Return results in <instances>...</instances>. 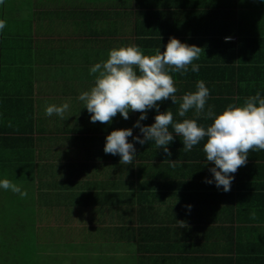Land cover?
Instances as JSON below:
<instances>
[{
	"label": "crops",
	"instance_id": "0c3cea01",
	"mask_svg": "<svg viewBox=\"0 0 264 264\" xmlns=\"http://www.w3.org/2000/svg\"><path fill=\"white\" fill-rule=\"evenodd\" d=\"M206 1L0 4V20L7 22L0 32V180L28 193L22 198L0 188L2 233L20 235L24 228L27 235L21 249L14 242L11 251L29 246L54 253L44 264H57L56 253L68 259L58 264H264V151L249 152L228 192L204 182L214 166L203 151L207 138L185 152L173 132L168 157L154 141L141 145L129 137L136 156L120 164L119 155L104 152L106 136L132 128L143 138L133 128L140 113L92 123L78 99L94 84L91 67L110 49L135 44L154 54L150 50L163 51L170 37L204 50L194 61L199 72L191 66L183 75L170 72L177 102L158 103L174 121L183 119L180 98L195 91L198 80L210 90L206 109L214 106L217 114L257 92L264 97V0ZM65 102L63 118L45 115L46 105ZM155 115L149 110L140 123L153 124ZM186 116L193 118L194 110ZM165 159L182 164L171 167Z\"/></svg>",
	"mask_w": 264,
	"mask_h": 264
},
{
	"label": "clouds",
	"instance_id": "9594fccd",
	"mask_svg": "<svg viewBox=\"0 0 264 264\" xmlns=\"http://www.w3.org/2000/svg\"><path fill=\"white\" fill-rule=\"evenodd\" d=\"M4 0H0L3 4ZM6 20H0V32L6 27ZM226 42L231 37L225 38ZM203 49L196 45L182 43L175 37H170L164 50L157 47L146 55L144 50L135 44L114 47L109 50L105 61L96 63L90 69L94 75V84L89 90L83 91L78 99L91 114V122L110 124L119 113L123 119H129V113L138 112L140 116L133 125L139 128L140 135L133 136L132 128L116 129L106 136L104 152L120 156V164H132L136 156L135 143L144 145L154 141L158 148H163L168 157L172 155L168 145L173 142V132L182 138L183 151L190 152L194 146L206 139L203 151L207 162L214 164L209 169L212 179L205 178V183H215L223 191L231 190L234 179L232 174L238 168L245 166L250 151H264V97L257 92L247 97L242 105L229 104L219 114L206 103L210 90L203 80H198L196 90L185 93L180 99L178 115L183 118L174 121L173 112L160 111L159 103L169 98L173 104L177 102L175 81L170 72L187 73L189 66L192 72H199L200 65L194 61L200 58ZM204 51V50H203ZM69 103L61 105L50 104L45 107V115L53 114L64 117L69 110ZM155 109V122L142 125L147 119V112ZM194 110V117L186 114ZM204 118L211 120L208 126L198 124ZM170 126L172 131H170ZM171 167L182 164V161L165 159ZM0 188L27 197L26 190L9 179L0 180ZM188 209L191 205L186 206ZM257 218L255 209L250 211V219ZM183 222V221H180Z\"/></svg>",
	"mask_w": 264,
	"mask_h": 264
},
{
	"label": "rangeland",
	"instance_id": "374dc122",
	"mask_svg": "<svg viewBox=\"0 0 264 264\" xmlns=\"http://www.w3.org/2000/svg\"><path fill=\"white\" fill-rule=\"evenodd\" d=\"M6 214H7V216H11L12 215V211H9V212L7 211ZM14 223H16V225L19 224V222H17V221H14ZM20 230L22 231V233L20 235L18 234V232H12V233L9 232V234H8L6 232L2 233L3 232V228L1 227L0 228V246H1L0 249H2V247H5V249H7V252L11 251V248H10L11 245H16V243H14V242L19 243L18 244V249H21V243H22L21 239H22L23 236H27V235H26V230L24 228H22ZM30 246H31V244H30ZM22 249H24V251H25L24 253H25L26 257H28V258H26L25 255H23V257H25L26 260H29V262H30L29 264H37V263H35V261L37 259H39V263L40 264H44V263L50 261L51 259H53V256H54V253H51L49 255V251H44V252L40 251V253L32 252L31 251V247H29V246H26V247L22 246ZM19 251H21V250H19ZM30 251H31V253H30ZM0 252L5 253L6 251H0ZM2 255H4V254H2ZM31 255H32V257H31ZM55 257L57 258V262H56L57 264L61 263L62 261H64V262L68 261V259L66 257H63V255H60L58 253L55 254ZM0 259H1L0 260V264H26L25 261L22 260V259H18V260L14 261V262L2 261V260H5L4 256H1ZM6 259H9V258H6ZM81 262L84 263V264H87L89 261L87 259H81L80 263Z\"/></svg>",
	"mask_w": 264,
	"mask_h": 264
},
{
	"label": "trees",
	"instance_id": "16d2710c",
	"mask_svg": "<svg viewBox=\"0 0 264 264\" xmlns=\"http://www.w3.org/2000/svg\"><path fill=\"white\" fill-rule=\"evenodd\" d=\"M203 1L205 3L207 2L206 0H203ZM24 252H25L24 250H22V251H9V252H5V253L0 252V258H1V256H4L5 260H2V261H7V262H14V261H16L18 259H22V260L25 261L26 264H29L30 263L29 260L25 259L26 255H25ZM1 253L4 254V255H2ZM30 253H31V251H30ZM23 255H25V257H23ZM31 257H32V255H31ZM6 258H9V259H6ZM26 258H28V257H26Z\"/></svg>",
	"mask_w": 264,
	"mask_h": 264
}]
</instances>
